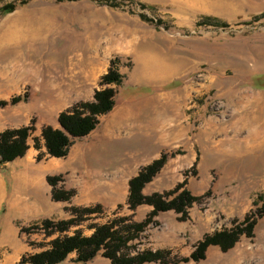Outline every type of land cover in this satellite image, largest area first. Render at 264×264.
<instances>
[{
	"label": "rangeland",
	"instance_id": "rangeland-1",
	"mask_svg": "<svg viewBox=\"0 0 264 264\" xmlns=\"http://www.w3.org/2000/svg\"><path fill=\"white\" fill-rule=\"evenodd\" d=\"M0 28V132L34 128L26 153L0 163V264H30L21 260L55 237L114 217L143 221L152 206L128 209L126 178L162 155L142 193L183 183L197 200L184 219L158 212L123 251H169L170 262L143 264H264V0H0ZM109 71L119 83L102 84ZM105 87L112 109L64 157L49 156L42 128ZM48 176L73 195L53 200ZM95 205L65 231L43 226ZM247 216L251 234L231 248L173 261ZM58 264L112 263L71 252Z\"/></svg>",
	"mask_w": 264,
	"mask_h": 264
},
{
	"label": "trees",
	"instance_id": "trees-1",
	"mask_svg": "<svg viewBox=\"0 0 264 264\" xmlns=\"http://www.w3.org/2000/svg\"><path fill=\"white\" fill-rule=\"evenodd\" d=\"M120 77L114 71H109L102 77V84L119 83ZM115 90L112 87H105L95 90L91 101H81L73 104L68 109L58 114L57 122L59 128L49 125L41 130V137L44 140L46 153L51 157H64L74 139L81 138L89 134L98 121V117L110 111L114 105ZM20 97L12 98L9 103L14 104L20 101ZM8 102L0 101V106ZM34 131L32 123L19 128L5 129L0 132V163L10 162L22 157L29 145L27 140ZM34 147L39 148L37 140ZM42 154L38 153L36 159H41ZM166 156L152 161L138 171V173L128 181V195L126 204L128 209L134 210L137 206L146 204L152 206L150 212L143 221H130L128 217H114L102 223L94 224L93 232L90 235H82L75 232L72 235L55 237L49 242V247L43 251L28 255L22 262L30 264H58L63 261L71 252L76 253V261L86 262L95 257L99 252L108 258L112 264H143L146 262L168 263L169 251L144 249L136 253L124 252L128 247V242L135 239L139 232L145 229L152 218L160 211L174 210L180 214V218L186 217V209L197 200L188 190L183 187V183L175 186L171 191L163 193H152L145 195L142 193L144 185L151 180L158 169L162 166ZM56 176H48L47 181L52 186L51 197L56 201H66L73 195V190L56 188ZM182 188V189H181ZM71 217L65 220L52 222L45 220L44 227L50 225L51 232H62L70 226L79 224L84 215H91L100 210V205L95 206H71L68 208ZM244 227H234L215 231L204 236L197 243L194 250L178 261H198L204 258V252L210 245H218L223 251L231 248L239 235L245 233L250 235L254 222L247 216ZM49 227V228H50ZM44 228V229H45Z\"/></svg>",
	"mask_w": 264,
	"mask_h": 264
},
{
	"label": "crops",
	"instance_id": "crops-1",
	"mask_svg": "<svg viewBox=\"0 0 264 264\" xmlns=\"http://www.w3.org/2000/svg\"><path fill=\"white\" fill-rule=\"evenodd\" d=\"M52 158H56V157H52ZM59 164H60V163H59ZM59 164H58V165H59ZM138 171H139V170H138ZM138 171L134 172L133 174H129V175L127 176V178H126V181L128 182L130 178H132L133 176H135V175L138 173ZM127 188H128V186H127ZM142 192L144 193V187H143V189H142ZM127 195H128V189H127ZM126 199H127V197H126Z\"/></svg>",
	"mask_w": 264,
	"mask_h": 264
},
{
	"label": "bare ground",
	"instance_id": "bare-ground-1",
	"mask_svg": "<svg viewBox=\"0 0 264 264\" xmlns=\"http://www.w3.org/2000/svg\"><path fill=\"white\" fill-rule=\"evenodd\" d=\"M210 2H211V0H210ZM0 31H1V28H0ZM4 36H5V34H4V31L2 30L0 32V38H3ZM260 59L264 60L263 57ZM1 196H2V190H1V186H0V199H1Z\"/></svg>",
	"mask_w": 264,
	"mask_h": 264
}]
</instances>
